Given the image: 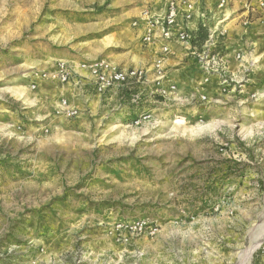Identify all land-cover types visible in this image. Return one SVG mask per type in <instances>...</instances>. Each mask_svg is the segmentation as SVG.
<instances>
[{"label": "rangeland", "instance_id": "obj_1", "mask_svg": "<svg viewBox=\"0 0 264 264\" xmlns=\"http://www.w3.org/2000/svg\"><path fill=\"white\" fill-rule=\"evenodd\" d=\"M149 17L159 0H0V264H176L204 245L221 264L257 244L249 264L264 259L263 69L240 81L185 57L180 83L164 84V68L171 97L47 98L69 88L60 64L80 89L91 66L140 57ZM64 101L76 118L58 113ZM142 219L159 223L158 241L111 235Z\"/></svg>", "mask_w": 264, "mask_h": 264}, {"label": "crops", "instance_id": "obj_2", "mask_svg": "<svg viewBox=\"0 0 264 264\" xmlns=\"http://www.w3.org/2000/svg\"><path fill=\"white\" fill-rule=\"evenodd\" d=\"M186 1L181 7V12L190 13L192 15L188 24H184V28L188 29L194 36V40L190 47H186L182 44H172L171 52L164 60V68L168 70V78L164 84L180 83L182 76L185 74V67H180L185 57L190 61L201 58L202 51L207 46V42L202 43L198 40L200 37L199 29L201 26L208 28L209 34L216 32L215 44H223L225 47V55L222 56L220 51L217 55L222 61L223 69L227 73L237 77L240 81L243 79L245 73L251 69L252 71L264 70V28L262 26V20L264 11L258 8L260 0H181ZM167 11V0H159V17H164ZM191 21V22H190ZM182 25L179 24V28ZM218 31V32H217ZM142 30L139 37H141ZM194 44V45H193ZM140 52L137 54L131 52H125V54L115 60L116 66L124 69L130 68H146L149 72V84L145 88H150L154 81V75L152 70L154 63L161 53V45H141ZM219 48V47H218ZM217 48V49H218ZM238 55L241 60L238 59ZM188 61V63L190 62ZM188 65V64H187ZM178 67V68H177ZM180 67V68H179ZM203 67V66H200ZM202 69V68H200ZM258 72V71H257ZM82 77L88 78L84 81L80 89L74 86L72 83H68L69 88H58V90L52 91L48 94L47 98L52 103L61 96H70L84 94L94 89V80L88 74H80ZM189 78V76H187ZM48 84H45L47 86ZM264 88V82L261 80L260 84L255 86L254 89ZM141 88H131L134 92ZM121 94V93H120ZM134 94V93H132ZM132 94L130 96H132ZM113 95H116L114 93ZM112 95L110 94L109 97ZM118 96V95H116ZM178 229V233L184 235L186 231H183V227L179 222L175 227ZM192 231V230H191ZM161 233L152 239L151 243L158 241ZM142 240V239H141ZM141 242V241H140ZM145 243L146 239L143 240ZM135 244H138L135 243ZM143 250V249H142ZM218 251L213 250L212 247L204 245L195 250H179L178 255H182L181 258H177L176 264H221L224 261L212 260L214 254ZM218 252L216 255H219ZM264 253V252H263ZM145 254L144 250L141 252V257ZM242 253L239 255V264L241 261ZM217 259V257H214ZM171 264H174L173 262ZM258 264H264V259L258 262Z\"/></svg>", "mask_w": 264, "mask_h": 264}, {"label": "built area", "instance_id": "obj_3", "mask_svg": "<svg viewBox=\"0 0 264 264\" xmlns=\"http://www.w3.org/2000/svg\"><path fill=\"white\" fill-rule=\"evenodd\" d=\"M186 1L181 0H167V11L164 17H149L145 23L144 35L141 41L144 45H161V53L154 63L152 74L154 75L152 95L167 98L171 97L176 92V86L170 85L168 87L163 85L165 77L163 62L165 56L171 52L172 44H182L190 47L194 40L193 34L186 28L184 24H188L192 15L190 13L181 12V7ZM259 9L264 11V2H260ZM264 24V16L262 20ZM179 24L182 27L179 28ZM135 26L138 23L134 24ZM218 32V31H217ZM214 32L209 35L207 46L202 51V56H206L208 62L204 63L203 68L213 72H219L222 69V58L217 61L218 55L210 58V46L215 45ZM238 59L241 57L238 55ZM203 60V59H202ZM91 75L94 78V89L100 94L116 93L130 88H145L149 84V70L146 68H130L124 69L116 65L109 64L105 61L97 63L90 67ZM56 77L61 83H69L72 80V72L64 65L60 64ZM132 102L140 104L141 96L137 94L132 96ZM205 100V98H203ZM58 113L63 114L66 118H76L79 111L71 107L67 101L61 103ZM111 235H114L121 241L129 242L131 240H140L142 238H156L161 232V226L154 220H136L128 223H116L110 229Z\"/></svg>", "mask_w": 264, "mask_h": 264}, {"label": "bare ground", "instance_id": "obj_4", "mask_svg": "<svg viewBox=\"0 0 264 264\" xmlns=\"http://www.w3.org/2000/svg\"><path fill=\"white\" fill-rule=\"evenodd\" d=\"M191 22V21H190ZM258 246V244L254 247H252L251 249H249L247 252H245L242 256H241V261L242 264H249L252 258V255L254 253V251L257 249L256 247Z\"/></svg>", "mask_w": 264, "mask_h": 264}, {"label": "trees", "instance_id": "obj_5", "mask_svg": "<svg viewBox=\"0 0 264 264\" xmlns=\"http://www.w3.org/2000/svg\"><path fill=\"white\" fill-rule=\"evenodd\" d=\"M199 32H200L201 35L198 38V40L201 41L202 43H205L209 39V35H210L209 32H208V28L201 26L200 29H199Z\"/></svg>", "mask_w": 264, "mask_h": 264}]
</instances>
